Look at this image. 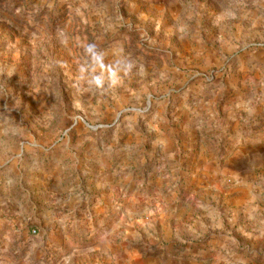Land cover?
I'll return each instance as SVG.
<instances>
[{
  "label": "rangeland",
  "instance_id": "obj_1",
  "mask_svg": "<svg viewBox=\"0 0 264 264\" xmlns=\"http://www.w3.org/2000/svg\"><path fill=\"white\" fill-rule=\"evenodd\" d=\"M84 42L144 74L74 87ZM69 255L264 264V0H0V264Z\"/></svg>",
  "mask_w": 264,
  "mask_h": 264
},
{
  "label": "clouds",
  "instance_id": "obj_2",
  "mask_svg": "<svg viewBox=\"0 0 264 264\" xmlns=\"http://www.w3.org/2000/svg\"><path fill=\"white\" fill-rule=\"evenodd\" d=\"M178 31L183 32V29ZM62 42L66 43L67 40ZM81 47L83 57L77 68L74 87L83 86L88 91L103 94L107 89L118 87L125 78L131 76L134 69L138 75L145 72L144 66L142 64L138 66L135 60L125 54L122 46L113 50L111 61L106 59L108 53L100 49L96 43L84 42ZM13 74L14 72L10 71L9 77ZM71 259V255L63 257L61 264H69Z\"/></svg>",
  "mask_w": 264,
  "mask_h": 264
},
{
  "label": "crops",
  "instance_id": "obj_3",
  "mask_svg": "<svg viewBox=\"0 0 264 264\" xmlns=\"http://www.w3.org/2000/svg\"><path fill=\"white\" fill-rule=\"evenodd\" d=\"M55 180H56L55 175H52V176L49 175V177H45V181H47V183H46L47 186L46 187L48 188L47 192L49 193L51 191L52 193H56V194H58L60 196L64 192H63V190H61L62 187L59 186V184ZM55 185H58V186H55ZM56 187H58V188H56Z\"/></svg>",
  "mask_w": 264,
  "mask_h": 264
}]
</instances>
